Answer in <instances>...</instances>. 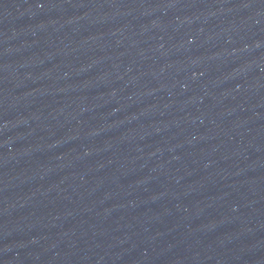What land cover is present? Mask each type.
I'll list each match as a JSON object with an SVG mask.
<instances>
[{
  "label": "water",
  "instance_id": "obj_1",
  "mask_svg": "<svg viewBox=\"0 0 264 264\" xmlns=\"http://www.w3.org/2000/svg\"><path fill=\"white\" fill-rule=\"evenodd\" d=\"M0 264H264V0H0Z\"/></svg>",
  "mask_w": 264,
  "mask_h": 264
}]
</instances>
